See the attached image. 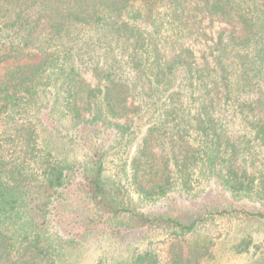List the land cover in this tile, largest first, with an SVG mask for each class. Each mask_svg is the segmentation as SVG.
Wrapping results in <instances>:
<instances>
[{
    "label": "trees",
    "instance_id": "1",
    "mask_svg": "<svg viewBox=\"0 0 264 264\" xmlns=\"http://www.w3.org/2000/svg\"><path fill=\"white\" fill-rule=\"evenodd\" d=\"M5 61L0 264H208L198 229L264 225V0H0ZM211 181L228 204L153 212Z\"/></svg>",
    "mask_w": 264,
    "mask_h": 264
},
{
    "label": "rangeland",
    "instance_id": "2",
    "mask_svg": "<svg viewBox=\"0 0 264 264\" xmlns=\"http://www.w3.org/2000/svg\"><path fill=\"white\" fill-rule=\"evenodd\" d=\"M223 28H229L225 23L215 21L213 24L208 26V31L211 36H214L218 31ZM8 61L0 64L1 67L7 65ZM72 158L83 161L84 157L80 155L72 154ZM211 183V184H210ZM208 182L207 185H202L199 188L193 189L189 192L183 193H171L167 197L154 202L153 212L170 214L182 221H190L197 213L204 211L210 206H223L228 204L225 194L218 190V187L213 183ZM219 191V192H218ZM236 204L245 205L247 207L262 208L257 203L243 200L234 199ZM76 229L73 233L80 231ZM221 237L217 238L219 234ZM252 233L256 237L264 235V225L251 224L247 221H241L235 217L223 218L214 221L208 227H202L195 233L191 234L188 238L189 242L193 244H202L213 236V239L217 241L216 245V258L213 262L208 264H260V258L254 252H248L243 255L236 254L233 250V245L240 241L241 238L245 237L246 234ZM82 240V239H80ZM83 242V240H82ZM73 260L77 258L75 255ZM97 257V246L92 242L88 241L84 244L83 252L78 257V264H92Z\"/></svg>",
    "mask_w": 264,
    "mask_h": 264
}]
</instances>
